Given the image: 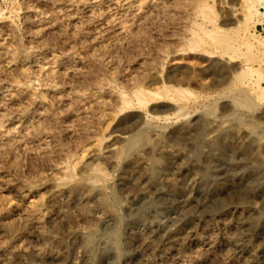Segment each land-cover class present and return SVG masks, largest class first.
<instances>
[{
  "label": "rangeland",
  "instance_id": "1",
  "mask_svg": "<svg viewBox=\"0 0 264 264\" xmlns=\"http://www.w3.org/2000/svg\"><path fill=\"white\" fill-rule=\"evenodd\" d=\"M0 264H264V0H0Z\"/></svg>",
  "mask_w": 264,
  "mask_h": 264
},
{
  "label": "bare ground",
  "instance_id": "2",
  "mask_svg": "<svg viewBox=\"0 0 264 264\" xmlns=\"http://www.w3.org/2000/svg\"><path fill=\"white\" fill-rule=\"evenodd\" d=\"M202 58V57H201ZM32 202V201H31ZM34 203V202H33ZM34 205V204H33ZM23 216H24V214H23ZM204 238V237H203ZM209 243V242H208ZM211 244V243H210ZM206 250V249H205ZM207 251V250H206ZM211 252V251H210ZM213 257V256H212Z\"/></svg>",
  "mask_w": 264,
  "mask_h": 264
}]
</instances>
